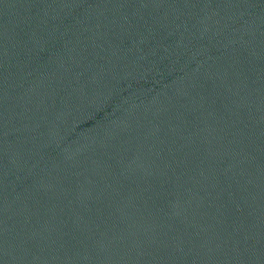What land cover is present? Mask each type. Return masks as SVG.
<instances>
[{"label": "water", "instance_id": "water-1", "mask_svg": "<svg viewBox=\"0 0 264 264\" xmlns=\"http://www.w3.org/2000/svg\"><path fill=\"white\" fill-rule=\"evenodd\" d=\"M0 264H264V0H0Z\"/></svg>", "mask_w": 264, "mask_h": 264}]
</instances>
